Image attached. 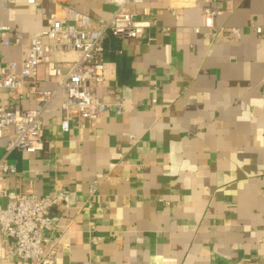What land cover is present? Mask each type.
Here are the masks:
<instances>
[{"label":"crops","instance_id":"crops-1","mask_svg":"<svg viewBox=\"0 0 264 264\" xmlns=\"http://www.w3.org/2000/svg\"><path fill=\"white\" fill-rule=\"evenodd\" d=\"M144 2L157 28L129 38L109 32L105 80L90 84L100 99L118 98L122 114L112 108L64 132L57 94L42 115L44 150L10 154L18 174L8 186L39 198L66 194L45 236L55 264H264V35L256 32L264 0ZM68 4L93 27L115 12L105 0ZM208 9L222 12L212 29L203 27ZM56 10L52 0H0V26L19 41L0 44V62L21 64ZM72 59L54 56L64 70ZM32 86L57 89L40 66L14 101L1 100L40 110ZM6 145L1 139L0 159Z\"/></svg>","mask_w":264,"mask_h":264},{"label":"built area","instance_id":"built-area-1","mask_svg":"<svg viewBox=\"0 0 264 264\" xmlns=\"http://www.w3.org/2000/svg\"><path fill=\"white\" fill-rule=\"evenodd\" d=\"M52 1L58 10L47 17L46 28L33 36L22 63L0 62V140L7 139L6 155L0 159V264H55L57 248H49L45 236L55 230L51 209L62 206L66 200L64 192L39 198L32 193L12 190L8 181L17 176L18 171L7 157L14 151L38 153L44 150L42 115L59 93L63 95L61 129L64 132L70 130L72 121L93 124L112 108L122 114L123 105L118 98L113 102L102 100L90 86L104 82L106 77L104 38L109 32L122 38L139 37L157 28L144 0H105L115 7V12L109 20L99 19L97 27L92 26L88 15L71 8L68 0ZM220 14L222 12L208 9L203 27L212 29L214 18ZM193 32L199 33L200 28H194ZM231 32L234 38H240V29ZM256 32L264 35V27H256ZM0 44L5 47L19 44L12 39L9 26H0ZM58 54L73 56L68 69L57 65L54 56ZM40 66L45 79L57 84L55 91H38L31 87L44 107L27 110L17 104L5 105L1 100L3 94L14 101L26 83L37 76ZM98 189L97 182L89 184L91 195Z\"/></svg>","mask_w":264,"mask_h":264}]
</instances>
